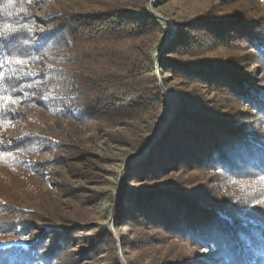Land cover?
Listing matches in <instances>:
<instances>
[{
  "label": "trees",
  "instance_id": "trees-1",
  "mask_svg": "<svg viewBox=\"0 0 264 264\" xmlns=\"http://www.w3.org/2000/svg\"><path fill=\"white\" fill-rule=\"evenodd\" d=\"M37 2L46 7L41 18L32 9ZM144 4L0 0V236L25 237L0 246V264H80L74 241L91 242L83 257L95 254V237L79 240L76 228L88 196L69 175L102 180L105 167L92 149L106 132L102 124H145L134 138L106 132L130 145L131 158L169 110L151 57L161 28ZM202 10L177 20L178 35L163 52L162 69L180 83L168 89L180 99L175 115L128 170L126 180L137 175L140 184L123 193L116 220L129 232L122 236L133 254L127 264H264V16L242 0ZM21 103L40 110L26 140L6 141L1 127L21 117ZM23 142H48L58 153L69 202L30 183L24 156L37 160L41 152L25 151ZM99 239L113 244L108 232Z\"/></svg>",
  "mask_w": 264,
  "mask_h": 264
},
{
  "label": "rangeland",
  "instance_id": "rangeland-1",
  "mask_svg": "<svg viewBox=\"0 0 264 264\" xmlns=\"http://www.w3.org/2000/svg\"><path fill=\"white\" fill-rule=\"evenodd\" d=\"M154 1L155 0H145L144 4V8L156 17V20L161 28V32H159L157 39L152 43L151 57L154 61V76L156 77L159 86L163 87V89L166 90L165 94H168L169 96V91H172L168 89L170 87H177V84L180 83H178V80L175 79V74L170 75L169 72L162 69V61L164 60V49L168 48L171 42L178 35L179 28L177 20H184L189 17L193 18L198 16L203 11V8L209 7L210 4L214 3L216 6L223 7V9H225L226 3L234 0H187V2L186 0H173L171 5L164 3V5L159 7H154ZM242 1L247 7H251L253 16H264V0ZM174 7H177V10H175ZM45 8V5L41 2H37V5L32 6L35 15L38 18L43 17ZM163 10H167V12ZM259 73V71H256V75ZM187 86V84H182L181 87L187 89ZM177 100L178 102L174 99H169V104L172 105V110L174 109L172 118L174 117L176 108L179 105L180 99L177 98ZM32 104L33 103H31L30 106ZM30 108L31 109H27V106L23 105V103L19 104L16 114H20L21 117L18 120L12 121V123L2 125L1 128L3 129V132H5L4 136L6 135L7 137L5 139L6 141L8 138L19 142H21L22 139L26 140V136L24 137L22 134L24 135L26 128L30 126L29 120L31 119L32 121V118L37 117V111L40 110L37 105L31 106ZM102 126L106 127L104 130L106 132H111L115 135L123 134V136L129 139L136 137V134H140L141 129L145 126V124L128 121L127 125L122 126L117 125L109 128L106 123L102 124ZM106 132H102V134L98 135L99 140L94 143L92 147L93 153L96 155V157H94L95 162L99 165L101 163V166L105 167L103 172H98L100 174L99 177H102V180L100 181L99 179L98 181V179H90V177L88 178V173L87 175H81L80 177L73 174L69 175V179L71 183H75V187L79 186V182L83 183L84 186H82L81 189V196H83V198L88 196L87 200L80 205L79 214L77 215L79 218V224L77 223L76 228H78L77 235L79 240L81 237L84 239L95 237L97 240L95 243V254L91 257H83L80 254L81 249L90 246V244H87L91 243L90 241H87V243L85 242V244L81 241L73 242L72 250L74 255H76L75 258L78 259V261H81L80 264H115V258L116 262H118L117 264H127L126 257L128 259L133 258V254H130L129 256L126 255L131 252L130 249H123L124 244L122 236H129V232L127 233L126 227L116 226V220L119 216L120 203L123 199V193L129 190L130 187H138L140 184L137 175L130 183L126 180L130 171L129 169L132 165L141 163V160H144L147 154L143 159H137L134 161V156L131 158L128 156L130 152L133 153L130 145L116 141H109ZM160 135L161 132L158 136L151 135V138L155 139L157 137L156 140H158ZM86 136L90 138L91 135L86 133ZM123 140L126 139L124 138ZM19 146L20 148L25 149V151L37 149L39 153L40 149L41 152V155L37 160H33V155L24 156L26 163L29 164L28 168L25 167V169L30 173V183L37 185L39 190L41 192H45L46 196L50 197L52 200L60 199L61 202H69V189H65L66 180L64 178V174L66 169L64 170L61 166L62 162L58 153L50 152V143H40L39 147V145L33 144L31 146V143L23 142L19 143ZM110 170L116 171V174L110 173ZM15 176L16 174L12 175L10 178H15ZM86 179L87 182L82 181H86ZM20 186L22 185L20 184ZM23 187L26 192H33L30 184L24 183ZM93 191L96 192V195H93ZM47 193H51L52 196H49ZM92 197L95 199H90ZM50 198H48L49 202ZM23 214L24 213L18 214V216H22ZM104 232L109 233V240L113 244L105 243L103 239H99V236L102 237ZM24 242L25 237L16 233L0 236V246L24 244ZM99 248H102V251L97 254ZM60 264H63V260L60 261Z\"/></svg>",
  "mask_w": 264,
  "mask_h": 264
},
{
  "label": "water",
  "instance_id": "water-1",
  "mask_svg": "<svg viewBox=\"0 0 264 264\" xmlns=\"http://www.w3.org/2000/svg\"><path fill=\"white\" fill-rule=\"evenodd\" d=\"M171 96L173 97L172 99H174V100H176V102H178V100H177L175 94H174L173 92H170V91H169V96H168V94H165V98L167 99L168 103H169V99L171 98ZM176 104H177V103H176ZM173 112H174V109L172 110V106L169 104V110L167 111L166 117H165L164 121L162 122V125H161V127H160V130H159V132H158L157 134H154L153 136H155V135L158 136V134L161 132V130L167 125V123L169 122V120L172 118V116H173ZM151 137H152V136H151ZM151 137L148 139L147 144H146L144 150H142V151L140 152V154L134 156V157H133L134 159L132 158L134 161L137 160V159H139V160L143 159L144 156L147 154L149 146H150L154 141H156V138H157V137H156L155 139H152Z\"/></svg>",
  "mask_w": 264,
  "mask_h": 264
},
{
  "label": "bare ground",
  "instance_id": "bare-ground-1",
  "mask_svg": "<svg viewBox=\"0 0 264 264\" xmlns=\"http://www.w3.org/2000/svg\"><path fill=\"white\" fill-rule=\"evenodd\" d=\"M173 97L171 96V99H172ZM172 106V105H171ZM173 106H174V103H173Z\"/></svg>",
  "mask_w": 264,
  "mask_h": 264
},
{
  "label": "snow or ice",
  "instance_id": "snow-or-ice-1",
  "mask_svg": "<svg viewBox=\"0 0 264 264\" xmlns=\"http://www.w3.org/2000/svg\"><path fill=\"white\" fill-rule=\"evenodd\" d=\"M18 63H20V61H17ZM9 99H11V98H9Z\"/></svg>",
  "mask_w": 264,
  "mask_h": 264
}]
</instances>
